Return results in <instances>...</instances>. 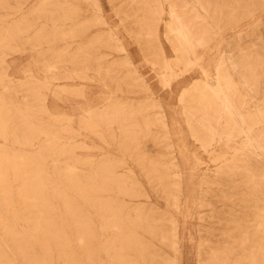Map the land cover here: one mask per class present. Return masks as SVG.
Instances as JSON below:
<instances>
[{"label": "rangeland", "instance_id": "1", "mask_svg": "<svg viewBox=\"0 0 264 264\" xmlns=\"http://www.w3.org/2000/svg\"><path fill=\"white\" fill-rule=\"evenodd\" d=\"M263 147L264 0H0V264H264Z\"/></svg>", "mask_w": 264, "mask_h": 264}, {"label": "bare ground", "instance_id": "2", "mask_svg": "<svg viewBox=\"0 0 264 264\" xmlns=\"http://www.w3.org/2000/svg\"><path fill=\"white\" fill-rule=\"evenodd\" d=\"M197 3V2H196ZM198 5V4H197ZM180 38H182V39H185V36L182 34L181 35V37ZM180 41V40H179ZM185 41V40H184ZM183 41V43H185ZM186 49H187V47H186ZM226 54V53H225ZM232 66V65H231ZM235 73V72H234ZM207 86H208V88H211L212 90H213V92H214V97L215 98H219L220 99V101H221V104L225 107V109L228 111V112H230V114L232 113L233 115H235L236 117H237V120H238V122H240V124H241V126H242V114H241V112H239L238 110H236V108L230 103V101H229V97L231 96V97H234V98H236L237 97V92L235 93V91L234 90H229V94H223L222 92H221V90L220 89H217L216 87H213V86H211L209 83H207ZM201 107V106H200ZM261 113H262V111H261ZM166 117V116H165ZM210 122V121H209ZM211 123V122H210ZM209 124V123H208ZM207 125V124H206ZM208 126V125H207ZM211 130H212V132L214 131V133H215V130H217L216 129V127L215 126H213V123H212V125L211 126H208ZM215 127V128H214ZM209 130V129H208ZM230 131V130H229ZM224 133V132H223ZM222 133V134H223ZM226 133V132H225ZM230 133V132H229ZM231 134V133H230ZM252 136V135H251ZM250 136V137H251ZM229 137V136H228ZM264 148V147H263ZM261 151V150H260ZM249 152L253 155V157L255 158V159H257L258 158V155H260V153L258 154V150L256 149V148H250L249 149ZM261 153H263L264 154V152H261ZM264 156H262V158H263ZM259 158H260V156H259ZM258 158V159H259ZM246 159H247V157H246ZM261 159V158H260ZM264 159V158H263ZM260 161V160H259ZM264 165V164H263ZM176 167L180 170V174H182L183 173V171H182V166H180V164L177 162V164H176ZM260 169V168H259ZM262 172V171H261Z\"/></svg>", "mask_w": 264, "mask_h": 264}]
</instances>
